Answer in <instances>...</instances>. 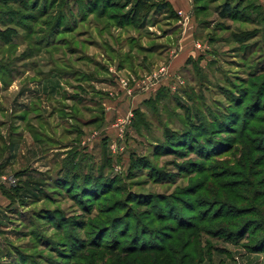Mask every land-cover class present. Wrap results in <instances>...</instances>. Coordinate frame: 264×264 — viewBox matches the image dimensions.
Here are the masks:
<instances>
[{
  "label": "rangeland",
  "instance_id": "rangeland-1",
  "mask_svg": "<svg viewBox=\"0 0 264 264\" xmlns=\"http://www.w3.org/2000/svg\"><path fill=\"white\" fill-rule=\"evenodd\" d=\"M25 1L29 8L38 2ZM63 1L71 12L68 32L61 25L53 27L47 22L56 16ZM224 3L236 6V11L222 19L219 11ZM40 4L37 11H20L36 15L33 21L23 15V21L16 19L8 24H21L15 27L9 43L0 38V188L14 195V199H8L0 192V264L13 263V248L37 255V264H111L113 256L117 261L121 259L120 264H156L155 253L142 259L139 253L125 255L110 250L115 248L113 241H120V247L128 244L130 232L125 237L122 234L128 211L138 213L149 225L143 214L170 211V206L182 212L179 217L185 224L199 219L200 229L192 231L194 242L187 249L193 254L194 264L199 254L200 264H264V234L252 233L254 221L260 218L242 217L240 220H250L249 225L234 231L231 237L214 228L218 223H200L211 213L216 200L231 203L233 209L224 206L223 212L247 207L264 211V167H251L258 170L256 176L241 171L246 158L234 151L225 152L228 146L232 148L231 139H226L230 136L226 126L219 130L220 139L214 146L222 145L218 152H224L209 160L200 150L187 156L173 154V146L164 143L170 131L182 128L186 116L201 129L196 119L199 113L206 116L209 111L213 114L215 109L224 110L232 101L227 98L229 84L240 87V80L249 84L257 81L258 87L264 81L260 74L264 69V0L192 1L191 13L194 4L201 5L203 13L194 18L188 39L192 43L187 41L185 59L171 71L169 55L183 33L180 15L178 19H167L151 13L141 28L120 30L98 20L96 14L83 16L84 12L94 11L84 9L85 0H41ZM101 4L102 0L99 7ZM7 8L0 4V12ZM44 10L50 16L38 19ZM80 16L86 18L82 23H78ZM1 20L10 23L4 16ZM4 29L0 25V30ZM161 68L164 71L160 73ZM120 80L127 85L124 87ZM255 92L251 89L249 95L243 94L244 101L255 100ZM154 98L159 99L154 107L144 103ZM193 108L198 109L197 113ZM135 109L143 112L146 124L137 130L133 127ZM257 114L264 116V112ZM23 115L25 120L19 117ZM250 115L242 117L237 127L241 128ZM227 124L235 125L234 121ZM254 138L256 145L264 148L261 137ZM66 159L76 164L81 171L78 173L86 178L74 180L65 191L57 179L64 173L61 166ZM196 170L199 173H192ZM242 181L257 183L254 199L243 201L250 194L227 191ZM226 186L229 188H222ZM199 188L200 193L187 195ZM41 190L55 200L42 198ZM86 192L92 195L89 200ZM129 192L134 193L133 201L151 196L152 202L137 206L135 201H126L132 195ZM259 195L262 197L256 199ZM205 200L210 202L207 208L201 207ZM43 208L60 210L62 218H72L80 228L61 222L58 230L56 221L35 218ZM216 208L213 212H218ZM115 217L118 223L109 224ZM174 222L169 219L153 224L155 228L172 227L168 233L173 241L167 243L153 233L151 238L146 237L147 244L180 247V235L191 232L175 233ZM205 230L213 233L206 234ZM55 242L64 244L57 246ZM160 264H173V260Z\"/></svg>",
  "mask_w": 264,
  "mask_h": 264
},
{
  "label": "trees",
  "instance_id": "trees-1",
  "mask_svg": "<svg viewBox=\"0 0 264 264\" xmlns=\"http://www.w3.org/2000/svg\"><path fill=\"white\" fill-rule=\"evenodd\" d=\"M74 1V0H71ZM123 1L122 4L124 3V5L120 4ZM193 3L194 2H200L201 0H192ZM64 2V1H63ZM99 2L100 0H85V4H84V9L86 8L87 10H94V11H87L84 12L83 16H85L86 14H96V17L98 20H105L107 22L112 23L111 26H113V28H117V29H128V28H139L141 23L146 19V17L151 14V13H155V14H161L165 17H167V19H178L177 13L176 11L173 10L172 6L170 5V3L168 2V0H102V4L99 7ZM16 3H18L17 0H0V4L5 6V7H9L5 10V12H0V19L1 17H6L10 19V23L7 22H3L4 20H1L0 25L2 27H4V31L0 30V38L2 39L3 42H5L6 44L10 42L11 37L13 34H15V29L18 28L21 24H15L14 23V27L9 25L11 24V22H14L16 19H21L22 21L25 19L23 18V15L26 16V18H28V20L33 21L34 18L36 17V15L34 16L33 14H30L29 12L26 14L21 13L20 11L23 10H36L39 9V7L41 6V0H38L37 2V6H32L33 4H31V8L28 7V4L26 3L25 0H19V6L18 7H14L15 5H17ZM81 2H77V4H80ZM46 2L43 3V5H45ZM50 6V5H49ZM94 6V8H93ZM236 6H231V4L229 3H224L223 6L221 7L220 11H219V16L222 19H225L228 15H231L233 12L236 11V9H234ZM52 8V7H51ZM83 9V7H82ZM118 10H123L121 13H118L116 11ZM70 8H67V2L61 3L60 4V9L57 12L56 16L52 18L51 22H49L50 19H47L48 23H51L50 26L56 27V26H63L62 30H65L66 32H68L71 26V22H70ZM203 13V9L201 5H196L194 4L192 7V14L195 17H198L197 15ZM39 14L41 15L40 17H38V19H41L43 17H47L50 16L49 11L44 10L42 12H39ZM80 16L79 18V22L78 23H82L86 20L85 17ZM27 20V19H26ZM9 24V25H8ZM47 26H49V24H46ZM16 27V28H15ZM141 28V27H140ZM31 30H28V32H30ZM37 47L38 44L36 45ZM46 47H49V45H47ZM264 75V69L262 71H260ZM198 73V72H197ZM251 79L255 78V74L254 75H250ZM242 85L239 87L237 85L234 84H229L230 90H228V94H227V98L228 99H232V101H229L230 103H228V105L225 107L224 110H216L215 112L212 114V112L210 113V111L207 113L206 116H204V114H198V116L196 117L198 125L201 126V129L197 128L195 124L192 123V119H190L188 116H186L185 120L183 122H181V126L182 128L177 129L175 131H170L169 135H166V141L165 146H173L174 151H172L173 154H181V155H186V153L191 152V151H197L200 150L201 153L203 152L204 155L206 157H208V160L210 159V157L212 158H216L218 156L221 155V153H223L224 151H219V149L221 148L222 145L218 146V147H214L218 144V140L220 138L218 133L219 130L224 128L226 126V130L225 132L230 135L228 136V138L226 139H231L232 144L230 148V146H228V148L225 150L226 151H234L238 154H242V157H245L246 160L242 166L241 171L245 172L244 169L248 172L249 176L253 175H259L258 174V170L256 168H254V170L251 169L252 166H257V164L259 166H263L264 167V148L261 147L260 145H256L257 141L254 137H261L260 139H262L263 143H264V127L262 128H253L250 126L251 123L253 124H260V125H264V116H259L257 113L259 112H264V81H260V85L257 87L256 84H258L259 82H255L253 81L252 84H249L248 82L244 81V80H240ZM257 87V88H256ZM251 89H255L256 92V99L253 100L252 102L246 103V101H244V97L249 95V91ZM160 92V91H158ZM160 94V93H158ZM157 94V98L159 97ZM243 94H245V96L243 97ZM236 95H238L237 98ZM229 96V97H228ZM232 96V97H231ZM157 98L154 99H149L147 101H145L144 103H147L150 107H154L153 105L158 103ZM191 100V98H190ZM263 104V107H262ZM253 109H256L254 113H250V111H252ZM193 110L197 113L198 109H194ZM186 113L188 111H185ZM134 113V117L133 119H135V122L133 124V127L137 130L139 128L140 125L142 126H146V124L144 123L145 119L143 117V112L139 109H135L133 110ZM251 114V115H250ZM186 115V114H185ZM211 115V117H210ZM247 115L249 116V119L246 121V119L244 120L245 122L243 123V125L241 126V128L237 127V124L240 119L242 117L244 118H248ZM22 120L26 119V116H19ZM194 118V117H193ZM190 119V120H188ZM228 120V121H227ZM233 122L234 121V126L229 127L227 122ZM228 126V127H227ZM180 130V131H179ZM221 136V135H220ZM255 139V140H254ZM259 141V140H258ZM172 143V144H169ZM236 147V148H234ZM206 149V150H204ZM255 154V155H254ZM72 158V157H71ZM65 162L62 163L61 169L63 170V174H61L60 178L57 179V181L59 182L58 184H60L64 190L66 191V189H68L72 184H74L73 182H75L74 180L76 179H83L86 178V176L80 175L81 171L78 170L76 164L69 162L68 159L64 160ZM193 166H196V164L193 163ZM201 166V165H200ZM63 167V168H62ZM195 170V169H194ZM193 171V170H191ZM80 172V173H78ZM188 172V171H187ZM62 173V172H61ZM192 173H199L198 170H196L195 172ZM264 173V172H263ZM248 176V175H246ZM227 176H222L221 179L226 178ZM73 178V179H72ZM60 179V180H59ZM72 179V180H71ZM56 181V182H57ZM69 182L68 184H64L62 182ZM240 181V180H237ZM239 183L237 184L235 187H232L230 190L227 191H232V190H239L238 192H247L248 194H250L248 196V198L246 197V199L242 198L243 201H250L252 200V197L254 196V194L256 193L255 187L257 186V183H245L244 181L242 182H236ZM89 185V184H88ZM60 186V188H61ZM239 186H242V188H239ZM95 186L90 188L88 186V189H92L94 190ZM224 188H229V187H222ZM73 189H77L74 188ZM96 189V188H95ZM243 189H248V190H243ZM78 192H80V188H78ZM91 190V191H92ZM0 192L3 196H5L8 199H14V195L13 192L10 190H6L3 187L0 188ZM200 188L197 190H194L193 192H189L187 195H196L198 193H200ZM255 192V193H254ZM42 193V198L46 197L45 200H51L54 201L55 198H51L46 196V190H41ZM132 195L129 194V196H127V200L128 202H133L135 201L137 206H147L150 205V203L152 202V199L150 198L151 196H148L146 199H137L136 200H132V197L134 196V193L129 192ZM239 193L236 194V196H239ZM88 200L92 197L91 194H89L88 192L85 193V196L88 197ZM262 196H264V194H262ZM262 196H257L256 199H259ZM135 197V196H134ZM41 198V197H38ZM155 198V197H154ZM86 199V198H85ZM151 199V200H149ZM157 199V198H155ZM254 199V197H253ZM224 200V199H222ZM222 200H216L213 201V206L210 210V214H208L207 217L201 218L200 219V223H208V224H214V223H218L217 226H214L215 229L217 230H224V233L229 237L233 236L232 233H234V231L239 229L244 228V226L249 225L250 220H240L242 217H249V216H253L255 219L260 218L259 220H255L253 224H255V226H253L252 229V233L253 235L256 233H263L264 234V211H259L255 208H238L237 210L235 209L232 212H223L222 210L225 207L228 208H232L231 203L229 202V200L227 201H222ZM221 208H216L217 205L219 204H223ZM208 205H210V202H206L204 204H201V207H208ZM171 208V210L169 211H160V210H156L157 212H155L153 215H151L149 212H146L145 214V218L146 221H149V225L144 223V221L141 219V216L136 213V212H131L128 211V214L125 215L126 217V221L122 222L124 224V228H123V236L125 237L127 233L130 232V238L128 240V244L125 246L120 247L121 243L120 241H113L114 242V246L115 248L111 249V252H119L121 254H125V255H135L136 253H139L142 256V259L145 255H147L148 253H155L154 254V263L156 264H160L161 262H169L173 260V264H194V260H193V254L192 252L189 250L187 252V249H189L190 247H192V244L194 242V236L192 234V231H199V224H197V221H199L198 218H195L194 220H196V222H187L188 224H185V220H183L181 217H179V214H181V211L175 210V208H173L172 206L168 207ZM218 209L216 211L218 212H213L214 209ZM84 211L86 208L83 207ZM233 209V208H232ZM111 211H109L108 213H110ZM213 212V213H212ZM150 214V215H149ZM168 214V215H167ZM173 215V216H172ZM175 215V216H174ZM177 215V216H176ZM261 216V217H260ZM35 218L38 219H50L51 221H56V225L58 227V230L62 227V223H69L70 225L80 228L79 224H75L76 221L73 220L72 218H69L68 220L62 218L61 215V211L58 209H47V208H43L41 210L38 211V214H36V216H34ZM176 217V218H175ZM56 219V220H55ZM62 219V220H61ZM119 218L115 217V219L113 218L111 221H109V224L111 225H116L118 223ZM128 219V220H127ZM169 219L174 220L176 223V227L174 229H176L174 232L178 233L181 231H190L187 236H182L178 238V242L180 243V247H176V248H165V245H148L147 244V240L146 237H150L153 235H159L161 236L163 239H166V242L168 243L169 241H173L174 239L170 237V234L168 232L173 231L172 227L170 226H159V228H155L154 227V223H162L164 221H167ZM64 221V222H63ZM132 221V222H131ZM62 222V223H61ZM121 223V224H122ZM184 223V224H183ZM131 224H134L133 227H131ZM54 226V225H53ZM56 227V226H55ZM152 227V228H151ZM212 228V229H214ZM234 229V230H233ZM133 230V231H132ZM134 230H136V232H134ZM138 230H141L140 232ZM156 230H161L162 232H158ZM202 230V229H201ZM200 230V231H201ZM208 231V232H207ZM152 232V233H151ZM155 233V234H153ZM206 234H211L213 232H211L210 230H205ZM161 234V235H160ZM215 234V232H214ZM213 237V236H212ZM36 239H38V237H36ZM70 241L73 242L72 239H69ZM159 238H156V241H158ZM69 241V242H70ZM56 245H61L62 243L64 244V242H55ZM83 242H79L80 245H84L81 244ZM94 243V242H92ZM261 243V242H260ZM74 244V243H73ZM96 244V243H94ZM160 244V243H159ZM75 245V244H74ZM98 245V247H102V245L100 244H96V246ZM100 245V246H99ZM48 247H53L50 245H47ZM67 246H65V248H63V251H66ZM121 249V250H120ZM257 249V248H256ZM264 248H262L263 250ZM102 250H104V252L102 253H106L105 248H102ZM15 252L16 253V259L15 256L13 258V263L11 264H37L36 259H38L37 255L35 254H27L24 252H21V250L19 249H12L10 250L11 252ZM65 255H69V254H65ZM68 257V256H66ZM178 258V259H176ZM103 259V258H102ZM201 259V255H198V258L196 259L195 264L199 263L198 260L200 261ZM120 260L119 259L117 261V257L113 256L112 259L110 260L111 264H120ZM159 260V262H158ZM126 264H132L129 261H126ZM54 264H63V263H57L54 262ZM143 264H146L145 262Z\"/></svg>",
  "mask_w": 264,
  "mask_h": 264
},
{
  "label": "crops",
  "instance_id": "crops-1",
  "mask_svg": "<svg viewBox=\"0 0 264 264\" xmlns=\"http://www.w3.org/2000/svg\"><path fill=\"white\" fill-rule=\"evenodd\" d=\"M168 2L172 6L173 10L176 11L178 15H180L179 24L183 25L182 26L183 33L182 36L180 37L181 39H178V43L175 46V50H172L174 51V53L172 55L171 54L169 55L170 58H172L168 64L171 71L173 68L175 69L178 66H180L181 61L185 59L187 55L186 54L187 45H189L190 43L188 39H190V35L192 34L194 29V24H193L194 16L191 13L192 0H168ZM184 20L186 24H183ZM180 32H181V26H180ZM187 41L189 43H187ZM195 47H196V43H195Z\"/></svg>",
  "mask_w": 264,
  "mask_h": 264
},
{
  "label": "built area",
  "instance_id": "built-area-1",
  "mask_svg": "<svg viewBox=\"0 0 264 264\" xmlns=\"http://www.w3.org/2000/svg\"><path fill=\"white\" fill-rule=\"evenodd\" d=\"M164 71V68H161L160 70H159V72L161 73V72H163ZM121 82V84L125 87L126 85H127V83H126V81L125 80H120Z\"/></svg>",
  "mask_w": 264,
  "mask_h": 264
}]
</instances>
